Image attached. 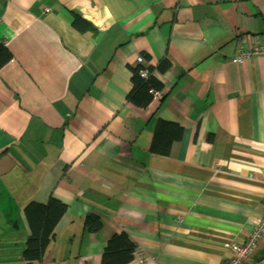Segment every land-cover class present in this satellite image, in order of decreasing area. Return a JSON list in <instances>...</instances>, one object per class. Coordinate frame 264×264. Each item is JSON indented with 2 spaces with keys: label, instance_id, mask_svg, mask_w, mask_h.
Listing matches in <instances>:
<instances>
[{
  "label": "crops",
  "instance_id": "0c3cea01",
  "mask_svg": "<svg viewBox=\"0 0 264 264\" xmlns=\"http://www.w3.org/2000/svg\"><path fill=\"white\" fill-rule=\"evenodd\" d=\"M0 46V264H101L121 234L128 264H228L264 215V57L236 61L264 47V0H0ZM52 199L67 212L28 262L26 211Z\"/></svg>",
  "mask_w": 264,
  "mask_h": 264
},
{
  "label": "trees",
  "instance_id": "16d2710c",
  "mask_svg": "<svg viewBox=\"0 0 264 264\" xmlns=\"http://www.w3.org/2000/svg\"><path fill=\"white\" fill-rule=\"evenodd\" d=\"M88 25V22L81 19H77L75 23V27L81 32L85 31ZM9 59L10 54L8 51L3 46H0V66ZM168 67H170V64L164 61L159 69L164 71ZM144 69L148 71L144 64L138 65L134 69V87L127 97L130 102L140 106L149 104L154 98V93L160 91V85L152 78L150 70L148 71V78H142L140 72ZM169 129L171 130V126L165 123H161L158 126L151 145L153 154L170 155L171 140L166 136L170 132ZM66 212V205L55 199H52L47 205L32 204L28 207L26 214L32 233L23 253L26 261H41L45 249L50 243L56 224ZM85 226L90 232H98L102 227V223L98 216L89 215L86 217ZM134 251L135 246L128 235L113 236L108 243L101 264H128L133 259Z\"/></svg>",
  "mask_w": 264,
  "mask_h": 264
},
{
  "label": "built area",
  "instance_id": "2783aa9c",
  "mask_svg": "<svg viewBox=\"0 0 264 264\" xmlns=\"http://www.w3.org/2000/svg\"><path fill=\"white\" fill-rule=\"evenodd\" d=\"M50 10H46V12H49ZM251 56H261L264 57V47H250L247 49H244L239 56L237 57V62H241L242 60L249 58ZM144 63V58L139 57L137 59V64L141 65ZM142 78H148V71L142 70L141 72ZM156 98L159 100L160 95L158 93H154ZM256 230L255 233L250 236L249 240L243 244V245H234L232 246V258L229 260L228 264H245L244 261L248 257H250L253 248L256 246L258 241L262 238L264 234V216L262 217L261 221L255 226ZM254 228V229H255Z\"/></svg>",
  "mask_w": 264,
  "mask_h": 264
},
{
  "label": "rangeland",
  "instance_id": "374dc122",
  "mask_svg": "<svg viewBox=\"0 0 264 264\" xmlns=\"http://www.w3.org/2000/svg\"><path fill=\"white\" fill-rule=\"evenodd\" d=\"M263 216H264V215H263ZM254 228H255V227H254ZM254 228H253V231H252V233H251L250 236H252V235L255 233V231H257L256 228H255V229H254ZM263 236H264V234H263ZM263 236H262V238H263ZM249 238H250V237H249ZM262 238H261V239H262ZM261 239H260V240H261ZM248 240H249V239H248ZM248 240H247V241H248ZM247 241H246V242H247ZM246 242H245V243H246ZM259 242H260V241H258V243H259ZM258 243H257L256 246L253 248V251H254L255 248L257 247ZM253 251H252V253H253ZM252 253H251V254H252ZM250 256H251V255H250ZM249 258H250V257H248L247 259H245L244 263H246V261H247ZM143 262H144V259L139 261L140 264H142Z\"/></svg>",
  "mask_w": 264,
  "mask_h": 264
}]
</instances>
